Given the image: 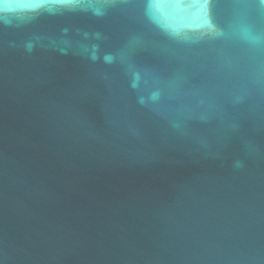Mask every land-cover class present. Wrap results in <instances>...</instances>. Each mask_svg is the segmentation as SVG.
<instances>
[{
	"label": "water",
	"instance_id": "water-1",
	"mask_svg": "<svg viewBox=\"0 0 264 264\" xmlns=\"http://www.w3.org/2000/svg\"><path fill=\"white\" fill-rule=\"evenodd\" d=\"M0 6V264H264V0Z\"/></svg>",
	"mask_w": 264,
	"mask_h": 264
},
{
	"label": "clouds",
	"instance_id": "clouds-1",
	"mask_svg": "<svg viewBox=\"0 0 264 264\" xmlns=\"http://www.w3.org/2000/svg\"><path fill=\"white\" fill-rule=\"evenodd\" d=\"M50 0H32L31 7L33 8H39L47 3H49ZM51 2L58 3L57 0H51ZM8 3V0H0V6H2L5 10L11 9V7H4V4ZM61 4V3H58ZM39 5V6H37Z\"/></svg>",
	"mask_w": 264,
	"mask_h": 264
},
{
	"label": "snow or ice",
	"instance_id": "snow-or-ice-1",
	"mask_svg": "<svg viewBox=\"0 0 264 264\" xmlns=\"http://www.w3.org/2000/svg\"><path fill=\"white\" fill-rule=\"evenodd\" d=\"M58 3L66 4V5H72L77 2V0H57ZM39 6V5H37ZM4 7H11V4L5 3Z\"/></svg>",
	"mask_w": 264,
	"mask_h": 264
}]
</instances>
